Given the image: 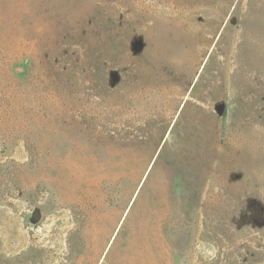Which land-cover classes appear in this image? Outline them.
<instances>
[{"label": "rangeland", "instance_id": "rangeland-1", "mask_svg": "<svg viewBox=\"0 0 264 264\" xmlns=\"http://www.w3.org/2000/svg\"><path fill=\"white\" fill-rule=\"evenodd\" d=\"M0 264H264V0H0Z\"/></svg>", "mask_w": 264, "mask_h": 264}, {"label": "water", "instance_id": "water-1", "mask_svg": "<svg viewBox=\"0 0 264 264\" xmlns=\"http://www.w3.org/2000/svg\"><path fill=\"white\" fill-rule=\"evenodd\" d=\"M216 110L220 113L222 111V106L221 105L217 106ZM37 217H38V214L36 212H34L33 218H32L33 221H36Z\"/></svg>", "mask_w": 264, "mask_h": 264}]
</instances>
